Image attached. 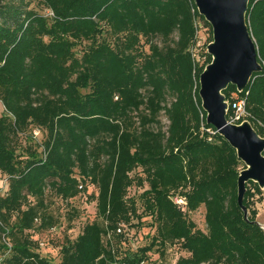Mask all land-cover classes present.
<instances>
[{"label":"trees","instance_id":"trees-1","mask_svg":"<svg viewBox=\"0 0 264 264\" xmlns=\"http://www.w3.org/2000/svg\"><path fill=\"white\" fill-rule=\"evenodd\" d=\"M246 18L263 71L223 94L264 138V0ZM212 41L195 0H0V264H264V190L247 183L246 218L245 166L202 107ZM136 194L151 231L134 247L117 230L142 223Z\"/></svg>","mask_w":264,"mask_h":264},{"label":"water","instance_id":"water-1","mask_svg":"<svg viewBox=\"0 0 264 264\" xmlns=\"http://www.w3.org/2000/svg\"><path fill=\"white\" fill-rule=\"evenodd\" d=\"M250 1L195 0L199 13L213 30V41L207 47L212 61L199 79L202 107L207 113V123L230 143L245 164L238 179V203L246 218L247 183L253 181L264 190V138L249 121L240 125L228 121L229 104L223 92L230 85L243 92L253 76L263 71L247 24Z\"/></svg>","mask_w":264,"mask_h":264},{"label":"rangeland","instance_id":"rangeland-1","mask_svg":"<svg viewBox=\"0 0 264 264\" xmlns=\"http://www.w3.org/2000/svg\"><path fill=\"white\" fill-rule=\"evenodd\" d=\"M205 35L201 32L200 33V39L202 42L205 41ZM156 42L161 44V40L160 39H156ZM3 113V105L2 103H0V117ZM161 121L163 124V129L166 130L167 129V124H168V120L165 116V114L163 113L161 115ZM244 164V163H243ZM245 166V164H244ZM3 178L2 176H0V194L3 195L4 192L6 191V185L3 182ZM133 194V193H132ZM139 194H136V205L138 208V213L141 214L143 216L142 223L139 224V219L138 217H133V224H128V225H124V229L126 231V234L129 235V237L131 239L134 240H143V239H148L147 234L149 233L150 230V218L149 216H146L145 210H144V205H142V201L141 199L138 197ZM253 208H256L258 211V216H257V221L258 223L264 228V193L262 196V199H259V196H255V198L253 199ZM78 207L80 208L81 211L84 212V214H89L90 216H93L95 214V207L92 204H89L86 202V200H81L77 203ZM53 212H55L56 214H58V210H57V205H55V208H53ZM65 210L62 211V213H64ZM205 209L204 207L198 209L195 213L192 214V218L197 222L198 227L200 228H205ZM136 227V230L132 229ZM79 228L80 225L75 224V229L72 231V235L75 237L78 232H79ZM136 231V232H135Z\"/></svg>","mask_w":264,"mask_h":264},{"label":"built area","instance_id":"built-area-1","mask_svg":"<svg viewBox=\"0 0 264 264\" xmlns=\"http://www.w3.org/2000/svg\"><path fill=\"white\" fill-rule=\"evenodd\" d=\"M203 42L202 41H198L197 45L193 48L192 53H193V57L195 59V61L197 63H202L204 61V57L201 56V51H200V46ZM232 99H233V103H232V108H231V112L229 115V119L228 121L230 123L233 124H237L240 125L242 123H244L245 121H248V117H249V113L247 112L246 109V100L245 98L240 97L237 93H233L232 94ZM229 104V109L228 112L230 110V103L228 101ZM35 135L38 136L39 135V131L36 130L35 131ZM3 182L6 185V190L8 187V183L6 180H3ZM174 201L183 209H186V200L184 197H180V196H176L174 198ZM78 206V205H76ZM118 233H125V229H124V225L121 226L120 228H118L117 230ZM128 238L130 240V242L133 244L134 247H137V240L131 239L128 235ZM40 246L43 248L45 246L44 242H41Z\"/></svg>","mask_w":264,"mask_h":264}]
</instances>
